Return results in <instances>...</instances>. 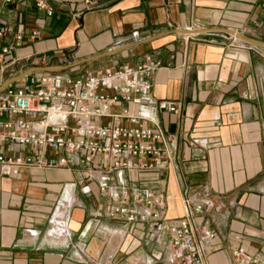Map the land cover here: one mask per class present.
I'll return each mask as SVG.
<instances>
[{"label":"crops","instance_id":"obj_1","mask_svg":"<svg viewBox=\"0 0 264 264\" xmlns=\"http://www.w3.org/2000/svg\"><path fill=\"white\" fill-rule=\"evenodd\" d=\"M0 29V52L11 50L0 63V90L30 75L76 79L159 62L152 104L106 110L158 122L170 162L120 170L113 184L147 181L163 198L162 224L186 206L196 235L214 234L207 264H264V46L226 31L264 43V0H0ZM161 101L176 111L160 110ZM30 151L0 146L5 156ZM88 186L92 196L75 167L0 169V264H175L164 256L160 237H170L159 222L138 221L123 238L120 221L97 215L102 198Z\"/></svg>","mask_w":264,"mask_h":264},{"label":"built area","instance_id":"obj_2","mask_svg":"<svg viewBox=\"0 0 264 264\" xmlns=\"http://www.w3.org/2000/svg\"><path fill=\"white\" fill-rule=\"evenodd\" d=\"M12 2L4 0L5 4ZM36 7L48 16L53 14L44 1H36ZM4 33L5 29H0V40ZM38 34L36 31L32 36ZM15 39L20 41L21 35ZM123 41L118 40L116 45ZM10 51V47L1 48L0 63ZM159 67V62L146 60L76 79L60 74L30 75L20 87L0 90V146H27L31 150L24 156L0 153V169L10 172L78 168L84 193L93 195L88 186L92 184L102 198L97 215L120 221L125 227L119 229L123 238L131 232L132 224L153 219L159 222L158 232L169 234L167 242L160 237L168 262L207 264L205 257L214 234L205 232L198 237L186 206L183 217L162 224L163 198L147 181L113 184V175L120 170L156 171L170 162L158 122L130 114L126 109L119 113L106 110L121 103L152 104V77ZM157 106L162 111H176L170 102L161 101ZM236 254L242 255L243 249L239 248Z\"/></svg>","mask_w":264,"mask_h":264},{"label":"water","instance_id":"obj_3","mask_svg":"<svg viewBox=\"0 0 264 264\" xmlns=\"http://www.w3.org/2000/svg\"><path fill=\"white\" fill-rule=\"evenodd\" d=\"M226 31H227L229 34L235 36L236 38H239V39L244 40V41H246V42H249V43H252V44H256V45L264 46V43H261V42H257V41H254V40L248 39V38H246V37H244V36H242V35H240V34L234 32V31H232V30H226ZM189 32H190V33H193V32H195V31H189Z\"/></svg>","mask_w":264,"mask_h":264}]
</instances>
